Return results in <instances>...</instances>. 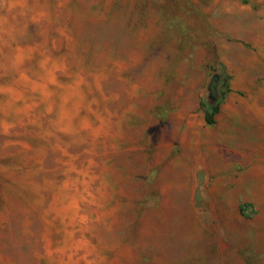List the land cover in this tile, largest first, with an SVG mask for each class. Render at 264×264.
<instances>
[{
	"label": "rangeland",
	"instance_id": "1",
	"mask_svg": "<svg viewBox=\"0 0 264 264\" xmlns=\"http://www.w3.org/2000/svg\"><path fill=\"white\" fill-rule=\"evenodd\" d=\"M0 264H264V0H0Z\"/></svg>",
	"mask_w": 264,
	"mask_h": 264
},
{
	"label": "water",
	"instance_id": "2",
	"mask_svg": "<svg viewBox=\"0 0 264 264\" xmlns=\"http://www.w3.org/2000/svg\"><path fill=\"white\" fill-rule=\"evenodd\" d=\"M218 77L216 76V73L211 77V79L208 81L207 85V97H208V104L209 106H213L216 104V102L220 99L221 94L218 92Z\"/></svg>",
	"mask_w": 264,
	"mask_h": 264
},
{
	"label": "trees",
	"instance_id": "3",
	"mask_svg": "<svg viewBox=\"0 0 264 264\" xmlns=\"http://www.w3.org/2000/svg\"><path fill=\"white\" fill-rule=\"evenodd\" d=\"M217 111H218V108L217 107H214L213 109H212V112L211 113H205V122L207 123V124H213V117H214V115L217 113Z\"/></svg>",
	"mask_w": 264,
	"mask_h": 264
}]
</instances>
